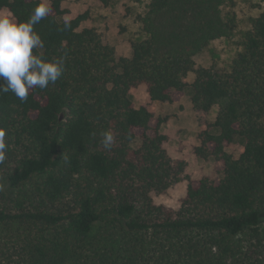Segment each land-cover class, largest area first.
<instances>
[{
	"label": "trees",
	"instance_id": "1",
	"mask_svg": "<svg viewBox=\"0 0 264 264\" xmlns=\"http://www.w3.org/2000/svg\"><path fill=\"white\" fill-rule=\"evenodd\" d=\"M63 1L51 0L34 26L43 41L34 54L63 58L62 76L24 102L0 93V264H264V11L229 67L218 68L196 56L236 30L226 0H150L131 56H118L95 27L80 28L88 13L62 20ZM41 2L0 0V9L27 21ZM141 85L168 103L193 87L194 153L214 158L221 179H189L188 162L166 148L169 116L131 99ZM237 134L245 146L236 159L227 147ZM183 179L178 208L153 201Z\"/></svg>",
	"mask_w": 264,
	"mask_h": 264
},
{
	"label": "rangeland",
	"instance_id": "2",
	"mask_svg": "<svg viewBox=\"0 0 264 264\" xmlns=\"http://www.w3.org/2000/svg\"><path fill=\"white\" fill-rule=\"evenodd\" d=\"M48 5L51 0H47ZM150 0H115L110 6H105L99 0H65L62 7L69 13L61 19H71L82 13H88V18L80 28L95 27L101 33L105 42L116 47L118 56H131V40L135 38H144L145 32L142 31V25L137 20V14L146 10ZM224 12L233 11L237 17V28L231 37L218 38L196 56L198 66H212L218 68L229 67L237 53L242 50V42L246 33L252 29V19L259 16L264 11L262 0H226L223 8ZM0 15H10L11 11L7 8L0 9ZM14 18V17H13ZM39 52L40 49H34ZM33 50V51H34ZM195 74L190 73L188 81H194ZM192 81V82H193ZM194 93L191 85L187 86L183 93V102L186 105H192L189 100ZM130 97L137 107L147 106L155 116H169L166 123L162 125V131L168 136L166 148L175 158H184L188 162L187 174L189 179L196 182L199 179L208 176L219 180L223 174L220 172V165L210 157L201 159L194 153V147L199 143L197 135L201 127L196 114L191 107H186L180 115H166L167 106L163 102L152 101L148 95L145 85H141L130 90ZM184 109V106H180ZM218 106H214L208 117L209 121H214ZM211 131L219 133L218 127H212ZM245 146V137L237 134L234 141L227 147V151L236 159L241 155ZM189 180L183 179L174 184L164 193L151 194L156 204L178 208L181 200L187 192Z\"/></svg>",
	"mask_w": 264,
	"mask_h": 264
},
{
	"label": "clouds",
	"instance_id": "3",
	"mask_svg": "<svg viewBox=\"0 0 264 264\" xmlns=\"http://www.w3.org/2000/svg\"><path fill=\"white\" fill-rule=\"evenodd\" d=\"M47 0L37 5L27 21L17 22L10 15H0V93L11 91L21 102L28 99L35 87L45 89L54 84L65 71L64 59L48 61L34 54L43 47L34 26L49 13ZM69 27L65 23V28ZM6 131L0 129V163L5 160ZM102 145L111 149L114 136L111 131L102 133Z\"/></svg>",
	"mask_w": 264,
	"mask_h": 264
},
{
	"label": "crops",
	"instance_id": "4",
	"mask_svg": "<svg viewBox=\"0 0 264 264\" xmlns=\"http://www.w3.org/2000/svg\"><path fill=\"white\" fill-rule=\"evenodd\" d=\"M192 81L193 80H189L190 83H192ZM190 101H191V99L189 100V102ZM181 105L184 106V109H180ZM163 106H167V109H166V112H165L166 115H179V114L181 115L185 111L186 107H190V105H186L183 102V96L180 99V101H178V102H174V103L163 102ZM191 107L193 108L192 105H191Z\"/></svg>",
	"mask_w": 264,
	"mask_h": 264
}]
</instances>
